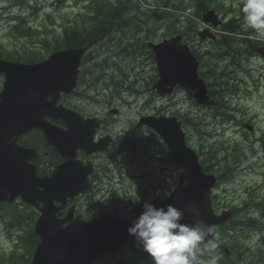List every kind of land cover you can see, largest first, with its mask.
Segmentation results:
<instances>
[{
    "label": "water",
    "instance_id": "95a60500",
    "mask_svg": "<svg viewBox=\"0 0 264 264\" xmlns=\"http://www.w3.org/2000/svg\"><path fill=\"white\" fill-rule=\"evenodd\" d=\"M83 52H57L48 60L32 65L0 61V71L6 75L3 92L0 93V197L4 190L9 189L22 195L26 202L36 206L41 212L35 229L40 237V244L32 264H90L98 256L136 240L127 229L140 215L142 205L135 207L132 210L134 215L128 218L104 216L86 223L81 217L75 219V208H71L64 219H59L57 213L65 209L66 198L75 195H61L60 180L68 171L61 169L56 172L46 181L48 186H44L43 192H29L26 186L33 181L26 165V151H18L16 145L11 143L15 136L38 127L43 129L48 144L53 146L55 151L62 155L68 153V148L75 143L74 132H70V128L75 126L73 113L62 107L57 108L56 104L61 92H71L75 87L77 67ZM182 55L184 54H175L170 61L159 57L160 69L164 76L162 75L157 87L165 91V88L170 86L167 92L185 88L200 104L206 105L209 101L206 87L198 79V63L187 56L178 60ZM46 117L63 118L69 129L68 133L48 123ZM171 124L166 121L154 123L152 126L167 141L179 166L185 171L167 202L153 204L156 207L172 204L182 209L185 214L184 223H193L196 220H203L210 226L223 223L224 214L217 217L212 209L210 194L215 178L204 175L200 166L188 162L194 153L185 146L180 124ZM17 158L20 161L18 163L14 161ZM84 179L85 175L77 180L74 186L76 192L82 191ZM34 187L37 189L38 185L35 184ZM38 199L42 201L43 207L38 206ZM54 200L62 202V205L55 206ZM191 216H195V219L189 220ZM68 221L70 223L65 228L64 224Z\"/></svg>",
    "mask_w": 264,
    "mask_h": 264
},
{
    "label": "rangeland",
    "instance_id": "374dc122",
    "mask_svg": "<svg viewBox=\"0 0 264 264\" xmlns=\"http://www.w3.org/2000/svg\"><path fill=\"white\" fill-rule=\"evenodd\" d=\"M220 2L219 7L222 12L220 14L222 20L236 18L238 22L242 24L239 8L234 5H242L243 0H220ZM82 9L83 4H78L74 1L60 3L59 0H0V14L2 16V20H0V42L8 49L14 47H20V49H22L24 45L29 43L27 39L23 37L18 39L15 33H12L11 25L13 22L11 18L22 16L29 22V25L33 26L36 32L34 41H36V47L40 49L41 45L38 41L44 40L45 37L51 39L52 33L57 35L60 34L61 26L74 23L75 20L84 15V9ZM164 22L166 23L165 20ZM198 25V29H200V21ZM146 27L147 31H150V27H152L150 21L147 23ZM165 30L164 27H159L157 30L158 33L154 35L151 41H156V36L164 38L166 35ZM254 38L260 41L264 40V38H258L256 35ZM188 43L192 49L201 53L205 61L212 62L211 53H215L218 49L214 44L210 41H202L197 36L193 40H188ZM129 48L136 50L135 53L128 51L132 59H113V62L117 64L116 68L127 77L118 78L112 76L114 82L110 81L111 88L118 83H122L127 87L125 93H122V98L115 103L116 105L126 104L123 106L124 116L122 118V120L126 122L130 119H134L140 111L145 112L148 110L149 108L146 102L151 103L158 97L149 87L150 82L157 75L153 61L146 58V56L137 57V49L135 47ZM106 55L108 54H104L102 59H104ZM226 64H228L226 61L218 62V65L221 67L220 73L223 72ZM242 64L246 70H250V73L244 72V70L238 71L229 67L227 71H225L221 82L229 86H234L241 92H249L237 96L232 100V104L233 106H238L236 100L245 104L246 113L238 109L234 114L239 120L250 118L254 121L256 132L250 134L247 141L241 131L238 132L240 129L236 130L233 125L223 127L217 126L215 128L214 135L218 136L214 137L213 140L217 139L220 143H227L230 146L240 144L246 153V159L243 162L241 174H238L235 181L229 183L226 188L222 186L218 194L221 199H223L221 206L228 204L231 207L237 208L239 210L237 215H240L241 218H245L246 221L254 217L255 220L264 224V152L261 149V143L259 141L264 135V64L255 59H251L249 62H244ZM254 80L259 83L256 85L257 88L251 89L250 87ZM2 83L3 79L0 77V85H2ZM253 87H255L254 84ZM107 93L111 94L109 91H107ZM87 96L89 97V102L94 103L90 106L95 108L99 107L97 102H107V99H103L102 96L97 97L98 94L95 92L88 91ZM188 108L189 106L187 103L186 109ZM126 122H123V124H126ZM213 140L211 139L210 143H212ZM195 143L197 146H200L199 142ZM251 146L255 149L254 153ZM124 166L126 165L124 164ZM146 169L148 171H143V169L139 167V162L135 164L130 163L125 170L127 174L125 175L124 183L122 187L117 186V189L122 191L129 188L134 192L142 181V175L149 178L152 174H155L157 178H163V175L166 174L163 168L156 170L154 165H151V169ZM253 200L256 203H262L260 206L263 208H254L252 205ZM79 204L83 205L84 201H81ZM18 234L19 232L9 234L0 224V256L2 254L9 255L14 251L18 253L24 251V248L20 249L16 246ZM245 234L247 235L242 238L243 243L254 252L260 251L263 260L259 264H264V231H245L244 235ZM116 256L117 258L104 260L99 264H151L150 257L145 261H140L131 249L118 252ZM208 263L212 264L211 262Z\"/></svg>",
    "mask_w": 264,
    "mask_h": 264
},
{
    "label": "clouds",
    "instance_id": "9594fccd",
    "mask_svg": "<svg viewBox=\"0 0 264 264\" xmlns=\"http://www.w3.org/2000/svg\"><path fill=\"white\" fill-rule=\"evenodd\" d=\"M234 6L239 8L241 27L264 38V0H243L242 5ZM184 215L172 204L156 207L145 200L127 231L151 258V264H208L202 257L207 247H215L209 239L213 228L203 220L184 223ZM212 264H216L215 258Z\"/></svg>",
    "mask_w": 264,
    "mask_h": 264
},
{
    "label": "trees",
    "instance_id": "16d2710c",
    "mask_svg": "<svg viewBox=\"0 0 264 264\" xmlns=\"http://www.w3.org/2000/svg\"><path fill=\"white\" fill-rule=\"evenodd\" d=\"M17 31L23 33L22 35L26 34L24 33L26 31V29L23 27L22 24H18V26L15 28ZM27 32L29 35L27 36H32L34 32L31 31V29H27ZM91 34H96V28L94 30H92ZM71 35V34H68ZM79 33L76 31V41H75V46H78L82 43H87L88 40L92 41L91 38H87L88 34H84L82 37V40H79L78 37ZM93 36V35H92ZM71 40L69 39V41L67 43H71ZM46 47L48 48H43V50L41 51H37V50H33L32 48H25L21 51L19 50H14V51H6L4 50L2 47H0V58H6L10 61H17V62H24V63H32V62H36L38 60H41L45 54L48 53V51H53L57 49V42L56 40L50 42V41H46L45 42Z\"/></svg>",
    "mask_w": 264,
    "mask_h": 264
},
{
    "label": "flooded vegetation",
    "instance_id": "af4514ba",
    "mask_svg": "<svg viewBox=\"0 0 264 264\" xmlns=\"http://www.w3.org/2000/svg\"><path fill=\"white\" fill-rule=\"evenodd\" d=\"M95 116H98L100 119H101V121H102V123L103 124H105L106 122H107V119H106V115H105V111L104 110H102L100 113H98V114H96ZM85 117H88V114H85ZM101 133H104V131H101ZM100 136H102V135H100ZM98 138H100L99 137V135H98ZM97 138V139H98ZM82 156V155H81ZM83 157V156H82ZM95 158H97V157H101V158H103L104 156L103 155H101V154H99V155H96V156H94Z\"/></svg>",
    "mask_w": 264,
    "mask_h": 264
}]
</instances>
